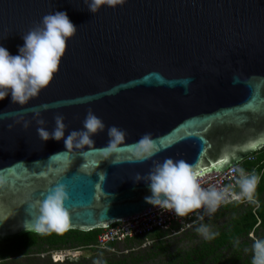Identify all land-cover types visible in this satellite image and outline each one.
Masks as SVG:
<instances>
[{
    "label": "water",
    "instance_id": "95a60500",
    "mask_svg": "<svg viewBox=\"0 0 264 264\" xmlns=\"http://www.w3.org/2000/svg\"><path fill=\"white\" fill-rule=\"evenodd\" d=\"M91 3L0 0V44L13 55L49 13L67 12L78 29L47 88L24 105L0 101V241L44 234L31 222L56 184L70 193L69 218L49 232L104 229L158 207L145 200L147 177L165 159L195 165L199 179L264 148V0ZM90 112L105 127L67 148ZM112 126L124 150L106 156ZM146 133L160 151L139 161Z\"/></svg>",
    "mask_w": 264,
    "mask_h": 264
},
{
    "label": "clouds",
    "instance_id": "9594fccd",
    "mask_svg": "<svg viewBox=\"0 0 264 264\" xmlns=\"http://www.w3.org/2000/svg\"><path fill=\"white\" fill-rule=\"evenodd\" d=\"M102 2L103 0H92L90 9L95 12ZM112 2L114 0H109V3ZM77 31L76 25L71 21L67 12L56 11L45 15L40 26L33 28L23 36L24 44L19 46V54L13 55L0 44V101L11 94L13 103L24 105L31 98L37 96L41 90L47 88L60 71L62 59L68 50V42L76 35ZM64 127L63 117L58 116L57 129L52 133V137L57 140L64 138ZM104 127L102 120L90 112L84 121L83 129L73 130L64 138V143L67 148H71L73 138L79 137L77 147L91 144V134H95ZM108 132L110 139L108 145L102 149L104 154L108 156L123 151L121 144L125 140V131L117 126H112ZM43 135L46 139L49 138L47 131ZM133 147L135 148V158L139 161L150 159L160 151L150 133L141 137ZM118 162L119 157L113 161V164ZM194 168L195 165L183 159H165L147 177L151 195L146 196L145 200L162 208L174 209L180 216L200 208H206L210 214L216 212L221 203L227 202L230 195L229 189L218 190L215 187H203L198 183L200 174L194 171ZM139 179L141 177L138 175L137 180ZM258 180V176L245 174L241 169L240 178L237 181L240 193L238 195L233 193V198L239 200L241 197H245L246 201L243 203L253 200ZM69 196L70 193L67 191L66 185L59 183L48 192L42 202H37L39 215L34 217L31 222L36 231L46 233L64 228L69 218V209L66 206ZM197 231L203 234L206 239H211L215 235L209 232L206 225L201 226ZM147 235L157 236V233H149L144 236ZM138 237L142 236H136L126 241ZM114 244L115 242H109L102 246L98 237L97 244L49 250L53 257L55 250L67 251L68 255L72 256L78 251L77 249H110ZM253 248L252 264H264V240L257 239ZM61 261L56 260L55 262Z\"/></svg>",
    "mask_w": 264,
    "mask_h": 264
},
{
    "label": "rangeland",
    "instance_id": "374dc122",
    "mask_svg": "<svg viewBox=\"0 0 264 264\" xmlns=\"http://www.w3.org/2000/svg\"><path fill=\"white\" fill-rule=\"evenodd\" d=\"M258 206V202L249 200L240 204L237 208L223 209L210 214L198 223H193L188 227H174L173 230L164 232L162 237L147 235L138 237L130 241H118L110 249L102 248H84L77 249L76 253L68 255L67 251L55 250L54 257L50 250L43 247L42 249L34 248L29 252L15 257L7 258L3 261L5 264H109V262H121V264H164L170 256L180 255L184 257L191 250L194 255L205 243H213V239L221 231H226L233 227L247 209H253ZM207 226L214 237L206 239L203 234L197 231L201 226ZM257 239L264 240V226H260L256 232L252 231L247 235H240L236 242L246 241L242 258L253 257V245ZM161 247L164 250H161ZM229 251L226 250L225 258L228 259ZM70 256V257H69ZM74 256V257H73ZM195 257V256H194ZM68 258V259H67ZM178 258V259H179ZM242 259V260H243ZM56 260L61 262H55ZM69 260V261H68ZM211 260V259H210ZM241 260V261H242ZM1 264V263H0ZM204 264H217L213 262H204Z\"/></svg>",
    "mask_w": 264,
    "mask_h": 264
},
{
    "label": "trees",
    "instance_id": "16d2710c",
    "mask_svg": "<svg viewBox=\"0 0 264 264\" xmlns=\"http://www.w3.org/2000/svg\"><path fill=\"white\" fill-rule=\"evenodd\" d=\"M255 155L257 156L256 160L245 159L241 162V165L245 174L259 177L257 188L253 195V200L258 202V206L254 209L252 207L247 209L238 217L233 227L228 228L226 231H221L214 237L213 243H205L199 251H195V255L190 250L184 257V261L179 258L180 255H169L170 257L166 259L164 264H204L207 261L217 264H252L253 257H245L243 259L241 255L247 244L246 241L237 243L236 239L240 235H247L252 231L256 232L260 226H264V148L255 152ZM239 205L240 203H233L224 206L222 209L224 211L230 208H237ZM102 231V229L91 231L69 230L46 232L44 234L29 232L17 238L1 240L0 263L5 264L3 263L5 259L22 255L34 248L42 249L47 246L46 248L48 249H58L97 244L98 237ZM156 233L158 237L164 235V233L159 231ZM161 250H164V248L161 247ZM226 250L229 251L228 255H230L228 259L225 258ZM109 264H121V262H109Z\"/></svg>",
    "mask_w": 264,
    "mask_h": 264
},
{
    "label": "built area",
    "instance_id": "2783aa9c",
    "mask_svg": "<svg viewBox=\"0 0 264 264\" xmlns=\"http://www.w3.org/2000/svg\"><path fill=\"white\" fill-rule=\"evenodd\" d=\"M256 157L254 153L248 156L247 159L254 161ZM241 169V163H236L223 172L212 173L198 179V183L205 188L215 187L218 190L224 188L229 189L230 195L227 202L221 203L217 211L221 210L226 205L243 203L246 201L245 197H241V199L237 200L232 196L233 193L237 195L240 193L237 181L240 178ZM209 215L210 213L206 208L196 209L189 212L187 215L180 216L174 209L170 210L158 206L148 209L139 215L114 222L102 231L99 235V240L102 246L107 245L109 242H124L136 236H144L149 233H156L157 231L163 233L173 230L174 227L177 226L181 228L188 227L193 223L202 221ZM201 217L203 218L201 219Z\"/></svg>",
    "mask_w": 264,
    "mask_h": 264
}]
</instances>
